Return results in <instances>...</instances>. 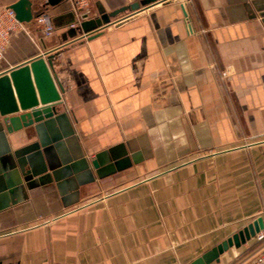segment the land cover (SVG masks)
Returning a JSON list of instances; mask_svg holds the SVG:
<instances>
[{"label":"crops","instance_id":"crops-1","mask_svg":"<svg viewBox=\"0 0 264 264\" xmlns=\"http://www.w3.org/2000/svg\"><path fill=\"white\" fill-rule=\"evenodd\" d=\"M142 1L30 0L33 20L12 37L0 75L51 58L65 123L45 136L69 128L63 156H82L91 176L30 187L14 153L35 134L0 131V264H191L264 223L263 0H171L130 13ZM122 8L110 25L90 26ZM39 13L51 17L49 38ZM263 249L254 237L212 264H244Z\"/></svg>","mask_w":264,"mask_h":264},{"label":"water","instance_id":"water-1","mask_svg":"<svg viewBox=\"0 0 264 264\" xmlns=\"http://www.w3.org/2000/svg\"><path fill=\"white\" fill-rule=\"evenodd\" d=\"M64 1L46 0V5L54 7ZM155 2L156 0H144L137 3L129 8L130 13H136L140 7L145 8ZM255 3L258 7V16L264 24V0ZM10 8L20 23H30L33 20L30 0H19ZM127 10V8H122L110 15H101L99 19L92 21L90 26L95 29L100 24L110 25L111 18H116L126 13ZM62 92L63 89L53 74L51 58L39 57L26 65L0 75V131L5 129L7 133H15L31 128L37 138V142L14 153L16 160L14 168L18 170L17 177L28 183L30 187L51 179L57 182L65 177V180L70 178L64 181L65 184L74 188L71 175L76 176L84 171L83 176H91L88 173L89 165L82 156L77 155L73 159L63 156L65 145L71 144L72 132L69 128H66L67 131L64 130L62 135L53 134L50 139L45 136L47 131L54 132L56 123L63 129L64 124L62 123H65V116L57 114L56 111V107L61 102L60 93ZM91 166L98 172L101 164L96 159L91 162ZM72 170L73 173H71ZM34 178L37 180L32 181ZM74 179L78 181L79 177L76 176ZM263 230V219L258 218L191 264L217 263L219 255L233 246L239 247L245 244Z\"/></svg>","mask_w":264,"mask_h":264},{"label":"built area","instance_id":"built-area-1","mask_svg":"<svg viewBox=\"0 0 264 264\" xmlns=\"http://www.w3.org/2000/svg\"><path fill=\"white\" fill-rule=\"evenodd\" d=\"M169 1L171 0H156V2L150 6L160 5ZM184 2L185 0H181L183 8ZM132 14L134 15L135 13ZM131 16L132 15L121 17L117 19L115 23L123 22L129 19ZM34 21L42 38H49L53 34L54 27L52 24L51 17L48 14L39 13L37 16H35ZM24 25V23H20L16 19L15 13L10 7L0 8V64L3 61L5 52L8 46L10 45L12 37L19 32H24L25 34H27ZM222 77H226V73H223ZM255 239L258 242L263 241L264 230L256 234ZM244 264H264V249L259 251L256 255H254Z\"/></svg>","mask_w":264,"mask_h":264},{"label":"rangeland","instance_id":"rangeland-1","mask_svg":"<svg viewBox=\"0 0 264 264\" xmlns=\"http://www.w3.org/2000/svg\"><path fill=\"white\" fill-rule=\"evenodd\" d=\"M255 250V249H254Z\"/></svg>","mask_w":264,"mask_h":264}]
</instances>
